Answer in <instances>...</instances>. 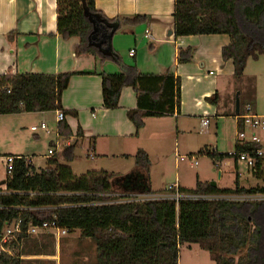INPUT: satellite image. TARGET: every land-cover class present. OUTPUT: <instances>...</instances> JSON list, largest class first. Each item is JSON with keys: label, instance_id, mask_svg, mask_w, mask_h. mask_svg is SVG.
I'll return each mask as SVG.
<instances>
[{"label": "trees", "instance_id": "obj_1", "mask_svg": "<svg viewBox=\"0 0 264 264\" xmlns=\"http://www.w3.org/2000/svg\"><path fill=\"white\" fill-rule=\"evenodd\" d=\"M57 13L59 35L65 40L78 39L76 56L97 54V46L90 40V17L98 21L97 39L121 25L133 26L145 19L142 15L107 18L96 9L94 0H57ZM200 34L229 36L230 43L222 47L221 55L223 60L233 61V75L240 79L248 57H264V0H174L173 35ZM192 53V48L179 49L177 59L188 62ZM72 74H0V115L56 110L74 115L75 112L64 110L60 101ZM100 75L105 108L118 106L122 87L134 89L137 107L128 110L127 116L137 129L143 126L145 117L179 110L180 79L168 70L162 74H141L132 64L119 72ZM216 97L214 94L206 100L215 103ZM58 126L61 135H71L65 120ZM80 130L78 127V135ZM258 150L264 156V145L257 142L237 143L235 151L228 155H218L207 148L198 153L237 159L239 154H249L256 159L253 173L264 182L263 160L257 156ZM133 157L136 169L128 175L88 171L80 176L60 163L73 159L71 146L49 156L46 168L39 172L24 156L15 158L11 173H6L0 185V235L4 222L15 218L21 221V232L10 244L3 243L0 264H23L20 254L8 251L28 236L25 231L29 223L50 221L52 215L60 228L67 232L78 229L81 238L95 243V264H178V247L185 243L207 251L215 264H264V200L180 201L178 206L172 201L128 200L140 196L132 194L154 193L149 183L148 154L138 149ZM182 190L251 194L264 192V185L246 188L236 179L233 190L203 182ZM41 206L51 209H28Z\"/></svg>", "mask_w": 264, "mask_h": 264}, {"label": "crops", "instance_id": "obj_2", "mask_svg": "<svg viewBox=\"0 0 264 264\" xmlns=\"http://www.w3.org/2000/svg\"><path fill=\"white\" fill-rule=\"evenodd\" d=\"M94 3L96 9L107 18L142 15L145 19L133 26H119L111 33L109 40L103 37V33L101 39L96 40L104 39L106 42L101 48H96V56L91 54L76 56L74 48L78 39L72 37L65 40L58 33L57 0H0V74L6 72L42 74L73 72L60 99L64 110L75 112L74 115L63 113V120L66 121L71 135L65 137L60 134L58 126L60 121L55 115L56 139L55 141L52 138L49 139L54 147L52 148L54 154L61 153L65 148L73 145L88 144L87 156L93 154L104 157H133L138 147L146 149L144 145H148V139H153L151 144L155 145L159 142L156 139L167 133L172 132L177 137L182 131L181 118L194 117L199 118L202 130H206L209 126V118L216 120L232 118L235 127L233 134L229 135L226 132L223 139L224 144L212 148L207 145L205 148L218 155L233 153L237 143L242 144L237 136L241 129H239L237 116L247 104H251L254 111L258 113L264 108L258 105L256 94L251 101L240 106L241 96L238 93L239 113L236 114L235 99L231 96V90L227 89L223 96L219 94L221 81L224 78L234 77L233 61L223 60L221 55L222 47L230 43L229 36L200 34L175 37L173 35L174 0H94ZM186 48L193 49L192 57L188 62H179L178 51ZM132 49L133 53L130 52ZM132 64L136 65L141 74H162L168 70L175 77H179V110L159 117H145L143 126L137 129L127 116L128 110L137 107L136 92L131 86L122 87L116 108L103 107L100 74L119 72L124 66ZM214 94L217 95L214 99L215 103L206 100ZM56 111L0 115L2 161L5 162V159L11 156H24L34 166V160L20 152L23 150L22 146H19L21 144L18 145L17 136L19 134L16 136L17 140L14 141L6 137L13 136L14 131H17L27 118L32 123L36 121L35 124L30 125L35 138H40L41 134L50 135L52 129L48 127L44 115L47 112L55 114ZM205 118L209 122L202 125L201 121ZM41 122L46 124L48 133L39 127ZM32 126H38V128L32 130ZM78 127L81 129L80 135L77 134ZM258 134L261 138L260 144L264 145V131H258ZM219 147L223 148V151H220ZM48 151L49 149L47 150L49 157ZM215 158L222 160L225 157L216 155ZM260 158L263 160L264 156ZM233 161L234 184L221 186L219 184L223 177L221 172L220 178L214 181L215 186L219 189L233 190L236 179L240 186L246 188L264 185L262 179H260L262 184L256 186L242 185L239 160L233 157ZM251 168L253 172V167ZM253 176L256 177L254 173ZM2 181L4 179L0 181V185H3ZM197 182L210 183L211 181L196 180L195 185ZM177 184L180 186L179 183ZM150 188L154 193L158 192L151 187V183ZM180 188L188 189L182 186ZM132 197L134 198L131 199L134 200L139 198V196ZM64 238L63 235L56 237L51 230L28 235L20 242L21 251L18 254L23 264H63L62 245H69L74 241L73 238ZM78 238H80V230ZM87 239L90 238H80L79 242L83 245L89 244L86 243ZM24 246L27 250L23 249ZM10 254H12L11 251ZM178 264H180L179 259Z\"/></svg>", "mask_w": 264, "mask_h": 264}, {"label": "rangeland", "instance_id": "obj_3", "mask_svg": "<svg viewBox=\"0 0 264 264\" xmlns=\"http://www.w3.org/2000/svg\"><path fill=\"white\" fill-rule=\"evenodd\" d=\"M220 96H223L227 89L231 90V96L236 98L238 93L241 96L242 106L251 101L256 94L258 105L264 108V57L259 55L257 59L248 57L245 62V67L240 79L235 77L224 78L220 85ZM221 103V101H220ZM263 111L259 113H263ZM54 112H47L44 115V120L48 122V127L52 129L50 135L41 134L40 138L33 136L34 132L30 130V125L35 124L26 119L23 125L14 131L13 136L6 138L12 141L19 139L18 145L22 146L20 151L26 157L34 160L35 170L46 168L47 166V150L54 149L49 142L52 138L55 141V120ZM181 118L180 126L182 131L177 137L172 132L167 135L157 138V144L153 143V139H148V145H144V149L150 160L149 178L151 187L157 191L171 183H179L180 186L191 189L195 186L196 180L199 181H216L223 174L219 184L221 186L233 185V157L225 156L220 160L211 157L208 154H199V149H204L205 146L212 148L224 144V134L226 132L233 134L235 127L232 118L216 120L209 118L210 124L206 130H202L199 118ZM169 122V120H168ZM175 120L173 119V123ZM172 123V121H171ZM218 123V124H217ZM41 133V132H39ZM218 134V136L216 135ZM12 137V138H11ZM1 139V135H0ZM141 144L139 141L137 142ZM150 143V144H149ZM23 144V145H22ZM25 149H24V147ZM142 148L143 147H138ZM220 151L223 148L219 147ZM89 145L77 144L72 146L73 159L70 161L60 160V163L71 168L76 176L83 175L88 171L100 172L108 171L119 175H128L136 169L134 157L121 156H87ZM134 156V155H132ZM184 158L181 160L180 157ZM0 156V181L6 176V162L2 161ZM196 162V164H195ZM239 169L241 174V184L244 186H256L262 184V180L253 176L251 166H248L244 161L239 160ZM5 191V187H1ZM79 230L75 229L63 235L67 239H74L72 244L62 245V262L63 264H95L96 249L95 243L91 239H87L86 243L82 244L78 238ZM64 238V239H65ZM13 239L7 243L10 244ZM63 242V241H62ZM20 244V243H19ZM14 245L8 252L14 255L21 251L20 245ZM179 263L180 264H215L209 259L207 251L202 250L196 244L179 245ZM191 248V250H189ZM24 250H27L25 246ZM32 249V248H31ZM34 249V248H33ZM38 249V248H37ZM36 249V250H37ZM0 250H3V244L0 243Z\"/></svg>", "mask_w": 264, "mask_h": 264}, {"label": "built area", "instance_id": "obj_4", "mask_svg": "<svg viewBox=\"0 0 264 264\" xmlns=\"http://www.w3.org/2000/svg\"><path fill=\"white\" fill-rule=\"evenodd\" d=\"M131 53L134 50H130ZM239 119V123L242 125V128L238 131V139L239 142L242 144L250 143V142H257L260 143L261 138L258 134V131H264V112L258 113L255 112L253 107L247 104L244 107V110L237 116ZM56 118L58 121L64 119V114L61 110L56 111ZM202 125H206L209 120L207 118L202 119ZM41 129H45L48 133L46 124L41 122L39 124ZM32 130H36L38 126H32ZM48 154L52 156L54 151L49 149ZM258 157L263 156L262 150H258L256 152ZM18 157H7L5 159L6 162V173H11V166L13 160ZM184 157L181 156L180 159L182 160ZM238 160L244 161L248 166L253 167L255 165V157L250 156L249 154L242 153L238 155ZM28 162V161H27ZM196 164V162H195ZM124 199L123 201H125ZM129 200V199H128ZM134 200V199H131ZM136 200H163V201H172L178 206L180 201H263L264 200V192H257L251 194H240L236 192H217V193H194L182 190L177 183H171L166 188L161 191L140 195ZM32 211H47L51 209L50 206H41V207H33L28 208ZM21 210H27L25 208ZM20 219L15 218L12 220H7L4 222V226L0 235V243H7L10 239L15 238L16 233L21 232L20 228ZM44 230H51L56 237L64 235L67 233L65 229L60 228L56 225L55 222V215H52V219L50 221H43L40 224H33L29 223L25 233L28 235H36L41 231Z\"/></svg>", "mask_w": 264, "mask_h": 264}, {"label": "water", "instance_id": "obj_5", "mask_svg": "<svg viewBox=\"0 0 264 264\" xmlns=\"http://www.w3.org/2000/svg\"><path fill=\"white\" fill-rule=\"evenodd\" d=\"M90 20L92 22V27H93V31L90 34V40L93 41L94 42L93 44H95L97 47L101 48L103 43L106 42V40L103 39V40H98L95 42V40L97 39L96 36H97L100 29L98 26L97 18L90 17ZM101 37H102V35H101ZM103 37L109 40L111 37V33L103 34ZM235 113L236 114L239 113V97L238 96H236V98H235ZM263 165H264V159H263ZM3 183H4V181H2L1 184H3ZM210 185L215 186L216 183L214 181H211Z\"/></svg>", "mask_w": 264, "mask_h": 264}]
</instances>
